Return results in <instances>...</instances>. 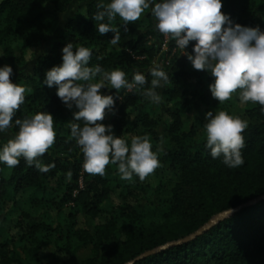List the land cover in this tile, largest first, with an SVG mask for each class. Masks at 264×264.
Masks as SVG:
<instances>
[{"label": "trees", "instance_id": "16d2710c", "mask_svg": "<svg viewBox=\"0 0 264 264\" xmlns=\"http://www.w3.org/2000/svg\"><path fill=\"white\" fill-rule=\"evenodd\" d=\"M100 2L0 0V66L10 65L11 81L30 89L11 126L0 133V145L18 132L15 119L44 111L53 115L56 132L53 145L38 157L43 165L55 164L49 171L40 172L23 157L14 167L0 163V264H264L262 106L241 103L239 90L223 102L213 98L209 85L215 78L194 69L180 50L159 66L169 79L161 82L162 91L156 89L161 101L152 102L143 91L166 37L156 28L151 7L136 21L126 23L117 15L112 24L120 40L112 45L114 33L101 35L95 28ZM222 5L234 24L264 31V0H222ZM168 38L165 58L177 46ZM69 42L91 49L90 67L120 68L129 81L136 72L145 75L147 83L132 91L117 93L105 81L101 91L113 95L115 105L97 122L112 125L114 135L129 144L133 136H149L153 151L159 149L160 166L144 180L121 179L118 164L109 163L103 176L84 171L70 127L83 126L73 121L78 109L67 111L56 87L43 84L46 71L62 63ZM194 44L185 52L192 53ZM216 110H238L248 121L239 167L226 166L222 156L213 159L205 147V113ZM84 248L89 256L81 260Z\"/></svg>", "mask_w": 264, "mask_h": 264}, {"label": "clouds", "instance_id": "9594fccd", "mask_svg": "<svg viewBox=\"0 0 264 264\" xmlns=\"http://www.w3.org/2000/svg\"><path fill=\"white\" fill-rule=\"evenodd\" d=\"M97 6L103 10L94 16L99 22L95 24L96 31L101 35L114 33L109 41L112 45L120 40L119 31L112 24L117 15L126 23L136 21L151 7L158 31L175 40L194 69L207 71L215 78L209 85L213 98L223 102L239 90L241 103H258L264 111V31L234 24L230 16L221 11L222 0H109L107 4L101 0ZM192 41L195 44L188 54L185 50ZM90 57V48H74L73 43H67L62 49V63L46 71L43 84L49 88L55 86L56 95L68 109H78L73 113V121H83V126L74 122L70 127L71 136L84 155V171L103 176L109 163L118 164L121 179L131 180L135 175L142 181L160 166L159 149L153 151L148 135L133 136L129 144L114 135L112 125L97 122L103 121L106 110L111 111L115 105L113 95L101 91L105 81L118 93L121 88L132 91L143 87L146 77L136 72L129 81L120 68L103 72L99 65L89 66ZM98 74H102V78L92 83ZM12 75L10 65L0 66V133L11 126L25 101L26 91H30L24 85L13 83ZM149 75L152 77L150 87L144 89L143 95L159 103L161 96L156 89L163 86L162 81H168V74L155 66ZM14 123L18 132L0 145V163L14 167L23 157L40 172L55 167L54 163L43 165L38 159L54 143L53 115L44 111L23 120L15 119ZM203 127L205 147L213 159L222 156V162L230 168L244 163L242 133L248 127L247 120L223 110L208 111ZM71 176L69 171V180Z\"/></svg>", "mask_w": 264, "mask_h": 264}, {"label": "rangeland", "instance_id": "374dc122", "mask_svg": "<svg viewBox=\"0 0 264 264\" xmlns=\"http://www.w3.org/2000/svg\"><path fill=\"white\" fill-rule=\"evenodd\" d=\"M108 2H109V1H108ZM108 2H105L104 4H107ZM75 9H76V7H73V8H72L67 14H65V15H63V16L61 17V23H62V24H64V23L70 18V16L75 12ZM144 16H145V14L142 13L139 19L143 18ZM165 37H166V38H165L166 41H165V43L162 45L161 53H160L159 57H157V58L155 59V63H154L155 66H160V65H162V63H164V62H165V64L167 65L169 62H171V57H172L173 55H175L176 52L179 51V50H180V57H182V56L185 55V54H184V50H183V49H180L178 46H176L174 49L171 50V52H172L171 56H168L167 58L162 57L163 53L169 52V50H170V48H169V38H168V36H165ZM46 49L48 50V46H46V47L42 50V53H44V52L46 51ZM175 60H176V59H175ZM27 69H31V65H29V67H28ZM160 88H161V91H162V90H163V86L160 87ZM74 108H75V107H73L72 109H68V108H67V111L74 110ZM231 114H232V115H238V116L241 117V112L238 111V110H233V111H231ZM241 119H242V117H241ZM170 189H171V186L168 185V187H167V189H166V191H165V193H164V196H165V197H168V196H169V194H170ZM88 256H89L88 248H84V249L79 253V258H80L81 260L86 259Z\"/></svg>", "mask_w": 264, "mask_h": 264}, {"label": "water", "instance_id": "95a60500", "mask_svg": "<svg viewBox=\"0 0 264 264\" xmlns=\"http://www.w3.org/2000/svg\"><path fill=\"white\" fill-rule=\"evenodd\" d=\"M224 216H225V215H222V216L218 217L217 219H215L213 222H211V223L209 224V227L212 226L213 224H215L216 222L220 221ZM201 232H203V230L200 231V233H201ZM188 240H189V239H188Z\"/></svg>", "mask_w": 264, "mask_h": 264}]
</instances>
